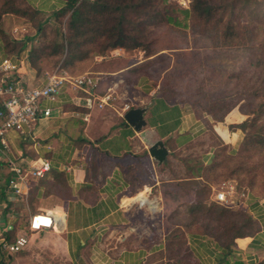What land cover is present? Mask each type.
<instances>
[{
	"label": "crops",
	"instance_id": "1",
	"mask_svg": "<svg viewBox=\"0 0 264 264\" xmlns=\"http://www.w3.org/2000/svg\"><path fill=\"white\" fill-rule=\"evenodd\" d=\"M17 22L14 16H7L2 28L18 37L23 32L17 28L8 32L6 28L17 26ZM137 54L141 55L139 62L118 72L125 78L120 76L108 84L111 90L119 86L132 94L131 99L140 104L132 108L146 110L147 126L141 132L124 119V107L129 104L120 108L117 104L108 109L96 107V99L90 104L91 98L85 92L78 98L68 88L58 102H43V107L53 112L49 118L37 121L30 134H8L11 153L6 160L33 164L38 159H48L53 165L44 186L37 189L38 179L32 180L27 196L21 199L27 202L23 211L28 216L27 227L33 215L45 212L56 214L62 223L56 230L44 232L18 230L17 238H24L26 243L17 252L0 249V264H177V259L160 254L166 249V192L177 183L201 180L214 153L212 135L217 142L237 149L243 133L232 126L242 122L243 117L234 110L223 121H216L196 109L191 100L180 99L182 94L172 84L165 87L164 95L160 79L156 86L151 84V78L138 83L131 69L155 59L159 53L150 58L142 50ZM127 55L128 50L118 48L108 58L120 61ZM4 57L8 55L0 37V61ZM104 59L95 57L99 63ZM18 62L16 77L21 84L26 86L33 80L37 83L30 85L35 87L46 81L33 76L27 53ZM98 75L102 72L96 73L99 85ZM105 108L110 113L104 112ZM159 141L168 150L162 164L149 152ZM197 145L200 152L187 164L178 159L192 154L188 148ZM210 200L216 202L214 192ZM178 207L175 205L171 211ZM246 207L260 230L236 240L229 264L264 261V199L248 202ZM187 245L193 264H220V251L210 238L188 235Z\"/></svg>",
	"mask_w": 264,
	"mask_h": 264
},
{
	"label": "trees",
	"instance_id": "2",
	"mask_svg": "<svg viewBox=\"0 0 264 264\" xmlns=\"http://www.w3.org/2000/svg\"><path fill=\"white\" fill-rule=\"evenodd\" d=\"M54 1L56 2L53 3L52 0H0V37L10 59L20 61L22 55L27 53L30 67L39 71L37 64L39 60L43 59L42 56L47 47L37 48L36 43H38L37 40H42L41 38L46 35L45 32L52 28V22L55 23L53 30L57 37L50 46L53 48L54 56H63L57 72L67 73L66 70L75 61H82V65H86L88 62L85 61L104 55L108 49L142 50L145 51L146 58L153 57L158 53L154 48L153 37L147 38L140 34L136 38L129 36L126 30L127 15L133 12L141 13L139 8L146 6L151 0H137V2L134 0ZM231 8L232 5H226L222 9L224 13L231 10V15H234L236 6ZM220 9L221 6L215 5L213 0H190L191 14L205 22V29L210 27V23L216 27L224 24L223 18L220 19ZM7 16H16L28 21L33 32H26L18 37L6 33L2 26L4 18ZM66 17L67 29L64 30ZM163 18L166 20L164 16H161L162 20ZM227 25L229 26L226 39L235 38L237 36L236 29L234 30L232 22H227ZM251 41L252 39L247 42L251 43ZM93 44L96 49H84L87 45ZM253 55L254 57L258 56L256 53ZM155 64L156 61L150 59L132 68L130 72L133 76H138L136 80L138 83H145L152 77V68ZM235 79L239 83L243 77L237 75ZM16 80H18L17 77ZM245 83L248 85L246 86L247 92L245 91V95L248 97L246 106H253L247 114L253 117L232 126V129H239L246 133L238 148L232 149L228 145L215 144L213 156L205 166L201 180L177 183L166 192L165 204L168 206L166 211V246H171L177 264H193L187 245L188 235H199L213 240L220 251L219 263L229 264L236 240L253 236L260 230V226L247 208L243 206L234 209L225 208L210 200L213 179H218L217 176L221 177L225 171L228 172L229 177H237L241 181L245 176L242 183L250 189V201L248 202H258L264 198L253 194L258 183L261 182L260 184L264 186L263 180V182L258 181L260 177H264V81L260 80L258 83L252 84L251 79H247ZM165 87L164 84L162 91L164 95L167 92ZM92 99H90V104ZM3 102L4 99L0 98V109L3 107ZM213 105L214 107L218 106L215 103ZM240 106L241 104L237 103L227 106L221 103L218 106L220 107L218 112H223L220 117L213 111L201 110L210 114L214 120L223 121L230 112ZM75 109L78 110V108ZM80 109L82 110V106ZM249 129L252 132H248ZM178 159L187 164L192 157H178ZM7 168L9 169L8 162L0 161V177L4 178V185L0 184V207L3 209L4 224L12 216L15 217L12 224L13 229L3 233L6 240L13 244L16 242L18 230L29 231L27 229L28 216L23 214L27 207L26 202L11 197L5 191V185L12 176ZM48 173L38 179L37 189L44 186ZM175 205H179V207L175 211H171ZM236 264L243 263L237 262ZM259 264H264V261Z\"/></svg>",
	"mask_w": 264,
	"mask_h": 264
},
{
	"label": "rangeland",
	"instance_id": "3",
	"mask_svg": "<svg viewBox=\"0 0 264 264\" xmlns=\"http://www.w3.org/2000/svg\"><path fill=\"white\" fill-rule=\"evenodd\" d=\"M180 1L151 0L149 4L139 8L141 13L133 12L127 15V34L136 38L140 34L147 38L153 37L154 48L159 53L154 59L156 64L152 68L151 84L156 86L155 84H157L159 79L162 82L161 84L164 83L166 86L172 84L176 87L177 92L182 94L180 99H189L193 102V105L197 104L194 105L196 109L213 111L218 117L223 113L221 111L218 112V108H220L218 106L221 103L226 106L233 103L241 104V108L239 107L235 110H238L243 117L242 121L251 119L253 116L248 115L247 112L252 110L253 106H246L248 97L245 94L247 92L246 86L248 85H245V81L251 79L252 84L258 83L260 80L264 81V0H213L215 5L221 6V9L226 5H232V8L235 5L236 9L234 15H231V10L224 13V10L222 9L221 11L220 9V19L223 18L224 24L222 23L219 27H216L213 23H210V27L206 29L205 22L191 14L190 3L187 4L188 7H185L179 3ZM134 2H137V0H134ZM161 16H164L166 20L164 18L162 20ZM14 17L18 21L17 26L12 24L6 27L8 32H13L15 28H17L18 32L24 33L27 28L29 33L33 32L28 21ZM66 21L67 17L64 21V30L67 29ZM229 21L232 22L234 30L236 29L237 36L226 39V32H228L227 28L229 26L227 22ZM54 24L52 22V28L46 31V35L41 38L42 40H37L38 43H36L37 48L47 47L42 56L43 59L39 60L37 64L39 71L29 68L33 71V76L35 78L38 77L40 81L45 80L48 75L56 72L63 60V56L56 57L53 55L54 51L50 46L57 37L53 30ZM251 39V43H248L247 41ZM88 48L96 49L94 44L84 47V49ZM111 51L113 50L108 49L102 55L105 57L104 61H101L102 63L96 61L95 57L85 61L88 62L86 65H82V61H75L74 64L68 67L66 70L68 74H66L74 75L71 77L76 78L86 74L96 76V73L102 72L101 76H99L100 74L97 76L100 79L96 89L98 96H103L109 92L114 93L117 99L113 104H117L116 106H119V108L123 107L125 103L129 104L130 107L140 105L139 102L131 99L133 95L126 93V89L122 88L121 90L119 86H116V89L111 90L108 82L118 80L117 78L122 76L118 73L120 69L139 62V56L141 55L137 54L138 50H128L129 55L127 57L120 61H115L108 58ZM253 53L258 54V56L254 57ZM59 73L65 74L64 72ZM114 74H117V77H114ZM237 75L243 77L239 83L235 79ZM27 77L32 78L30 76ZM121 78L125 77L122 76ZM36 83L37 81L31 80L26 83V86L32 87L30 84ZM129 88L132 89L131 84ZM69 90L73 95L82 98L81 90L73 87H69ZM137 91L141 92L140 90ZM119 95L128 96V99H123L122 96L120 98ZM94 103L97 107L98 102L95 101ZM214 103L218 104V106L214 107ZM106 108L108 109L109 107L107 106ZM107 109L104 112H109ZM248 132H252L251 129ZM242 133L244 137L246 133ZM211 137L213 146L221 144L216 141L213 135ZM197 147L200 148L199 145L188 148L187 152H193L188 155L189 157H193L200 152L201 148ZM4 159L1 157V161ZM244 177H242V181ZM217 178L213 179L211 183V192L216 195L217 192L224 190L227 192L228 200H230L228 204L220 205L230 209L242 206L247 208L246 205L250 201V189L248 186L237 177H229L227 171L221 177L217 176ZM262 180L264 181V177L258 179L259 182ZM260 183H258L253 194L264 197V186ZM1 209L2 207H0ZM42 234L39 236H42ZM28 236L30 237V234ZM160 254L161 256L166 255L167 258H172L173 260L176 259L173 256L171 246L168 245Z\"/></svg>",
	"mask_w": 264,
	"mask_h": 264
},
{
	"label": "built area",
	"instance_id": "4",
	"mask_svg": "<svg viewBox=\"0 0 264 264\" xmlns=\"http://www.w3.org/2000/svg\"><path fill=\"white\" fill-rule=\"evenodd\" d=\"M179 3L188 7L190 0H181ZM19 70L18 61L9 57H4L0 61V98L4 99L3 107L0 109V161L1 157L5 158L3 161L8 162V172L12 174L5 185V191L13 198L22 199L27 196L31 181L44 177L52 170L53 165L48 159H38L33 164L6 160L11 153L7 141L8 134L11 132L19 135L30 134L37 121L49 118L53 112L51 108L43 107V102H58L62 92L69 87L81 90L96 99L100 108L112 106L117 98L112 92L99 97L96 93L98 79L89 74L74 78L56 71L48 75L42 85L30 88L16 80ZM130 108L129 105H125L124 111L127 112ZM0 184L4 185V178L0 177ZM215 201L219 204L230 202L224 190L217 192ZM37 215L48 218L50 221L48 226L37 223ZM11 219L4 224L3 209L0 210V249L8 253L17 252L26 243L24 238H17L13 244L6 240L3 233L13 229L15 217L12 216ZM61 223L62 220L56 214L45 212L33 215L29 220L28 228L33 232H43L56 230Z\"/></svg>",
	"mask_w": 264,
	"mask_h": 264
},
{
	"label": "water",
	"instance_id": "5",
	"mask_svg": "<svg viewBox=\"0 0 264 264\" xmlns=\"http://www.w3.org/2000/svg\"><path fill=\"white\" fill-rule=\"evenodd\" d=\"M145 112L146 110L144 108H133L125 113L124 119L135 129L136 132H141L143 128L147 126V122L144 119ZM149 152L152 158H154L159 164H162L168 155V150L161 141L152 145Z\"/></svg>",
	"mask_w": 264,
	"mask_h": 264
},
{
	"label": "bare ground",
	"instance_id": "6",
	"mask_svg": "<svg viewBox=\"0 0 264 264\" xmlns=\"http://www.w3.org/2000/svg\"><path fill=\"white\" fill-rule=\"evenodd\" d=\"M36 218L37 223H44L46 226H48L47 224L50 223L49 219L44 216L37 215Z\"/></svg>",
	"mask_w": 264,
	"mask_h": 264
}]
</instances>
